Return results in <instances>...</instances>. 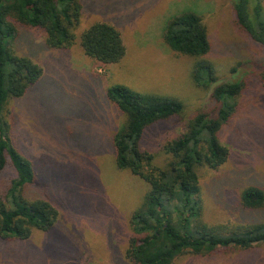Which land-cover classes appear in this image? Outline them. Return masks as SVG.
Returning a JSON list of instances; mask_svg holds the SVG:
<instances>
[{"label": "rangeland", "instance_id": "374dc122", "mask_svg": "<svg viewBox=\"0 0 264 264\" xmlns=\"http://www.w3.org/2000/svg\"><path fill=\"white\" fill-rule=\"evenodd\" d=\"M76 40L66 50L50 49L45 34L22 29L14 50L42 69L41 78L4 112L15 150L33 167L35 180L16 191L30 201H44L57 211L54 226L34 231L24 241L0 239V264H129L125 257L130 218L149 189L147 182L115 162L114 139L124 116L108 98L123 86L143 94L168 97L183 105L181 120L145 129L140 149L164 168L163 146L185 131L197 113L215 116L213 89L243 84L238 109L218 134L229 158L218 170L199 168L203 219L223 230L264 223V209L243 210L242 191L264 189V49L236 25L234 0H79ZM264 12V0L261 1ZM184 12L198 15L207 31L215 82H193L195 60L171 51L162 34L167 22ZM96 23L121 35L124 57L103 66L86 56L80 36ZM11 163L0 174V194L11 188ZM172 264H264V242L251 251L219 250L209 257L184 255Z\"/></svg>", "mask_w": 264, "mask_h": 264}, {"label": "trees", "instance_id": "16d2710c", "mask_svg": "<svg viewBox=\"0 0 264 264\" xmlns=\"http://www.w3.org/2000/svg\"><path fill=\"white\" fill-rule=\"evenodd\" d=\"M262 0H234L236 25L264 49ZM79 0H0V174L7 160L14 171L11 188L0 194V239L24 241L34 231L46 232L57 220V211L47 202L30 201L16 191L32 184V164L11 145L10 127L4 112L42 76V69L20 57L14 43L22 29L45 34L50 49L66 50L75 42L79 25ZM162 38L173 52L195 60L192 77L198 87L215 82L211 63L203 59L210 51L201 18L184 12L171 18ZM86 56L103 66L118 63L125 55L120 33L111 25L96 23L80 36ZM263 81L264 69L258 72ZM243 84L216 86L211 97L219 108L215 116L197 113L185 124V131L163 146L169 160L164 168L153 165V156L140 149L145 129L160 122L181 120L183 105L168 97L143 95L123 86H113L107 95L124 116L122 130L114 139L115 162L147 182L139 208L130 218V237L125 251L129 264H172L184 255L209 257L219 250L238 248L251 251L264 242V223H245L225 229L210 226L203 219V202L198 170H218L229 158L219 141L221 128L235 115ZM243 210L264 209V189L250 185L240 196Z\"/></svg>", "mask_w": 264, "mask_h": 264}]
</instances>
